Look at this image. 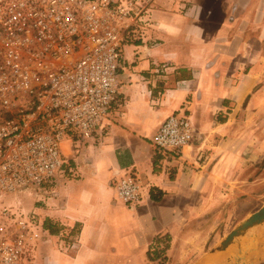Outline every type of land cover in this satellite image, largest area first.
Returning a JSON list of instances; mask_svg holds the SVG:
<instances>
[{
  "label": "crops",
  "instance_id": "0c3cea01",
  "mask_svg": "<svg viewBox=\"0 0 264 264\" xmlns=\"http://www.w3.org/2000/svg\"><path fill=\"white\" fill-rule=\"evenodd\" d=\"M157 1L160 26L168 15L178 30L152 18L143 37L123 43L119 100L100 137L66 142L65 174L30 195L34 264H158L159 249L168 264H226L233 248L212 250L264 205V0H222L225 21L209 44L193 23L207 0ZM179 34L191 44L184 54ZM173 114L195 130L180 159L154 145ZM130 171L146 184L132 207L114 188Z\"/></svg>",
  "mask_w": 264,
  "mask_h": 264
},
{
  "label": "built area",
  "instance_id": "2783aa9c",
  "mask_svg": "<svg viewBox=\"0 0 264 264\" xmlns=\"http://www.w3.org/2000/svg\"><path fill=\"white\" fill-rule=\"evenodd\" d=\"M154 2L0 0V264H34L36 214L7 202L46 191L65 174L66 142L100 137L119 100L123 43L145 35ZM194 139L190 116L173 114L154 145L180 159ZM114 188L120 202L136 206L146 184L130 171Z\"/></svg>",
  "mask_w": 264,
  "mask_h": 264
},
{
  "label": "rangeland",
  "instance_id": "374dc122",
  "mask_svg": "<svg viewBox=\"0 0 264 264\" xmlns=\"http://www.w3.org/2000/svg\"><path fill=\"white\" fill-rule=\"evenodd\" d=\"M222 0H207L206 1V5L202 8L199 7V11L200 14L197 16V19L193 22L195 24L194 27H196V30H204L203 32V36L207 37V41L206 44L212 43V38L210 37L212 30H219L220 25H221V21H225L222 17H221V10H220V3ZM160 6V1L154 2V4L152 5L151 8V13H150V19H151V23H152V18H155L156 22L155 25L157 27H161L162 30H178V27L173 23L172 19L170 16H167L166 22L165 24L162 25V21H161V9L159 8ZM167 6V5H166ZM172 9V4H169V8L168 10ZM159 12V13H158ZM171 14V13H168ZM166 18V17H165ZM192 24V25H194ZM188 24V28H186V30H189L190 27L192 26ZM182 27V26H180ZM177 40L179 42H181V44L183 45L182 47V51L181 53L184 52V50L188 49L190 47V42L189 41H185V39L188 38V36L185 34H179L177 36ZM179 38L183 41H180ZM193 44H199L198 42H193ZM184 54V53H183ZM35 196V195H34ZM33 197L28 195V194H19L13 197V202H7V204H16L18 205L20 208H22V210L25 213H29V206H32L33 204ZM3 203L0 201V205H2ZM35 204V202H34ZM129 207V205H126ZM132 207V206H130ZM164 264H168V260L165 259V261H163ZM257 264H264V259L262 261H260Z\"/></svg>",
  "mask_w": 264,
  "mask_h": 264
},
{
  "label": "water",
  "instance_id": "95a60500",
  "mask_svg": "<svg viewBox=\"0 0 264 264\" xmlns=\"http://www.w3.org/2000/svg\"><path fill=\"white\" fill-rule=\"evenodd\" d=\"M261 228H264V205L238 224L212 253L227 252L233 248L226 264H257L263 255L258 251L260 243L256 240ZM244 239L247 241L244 242Z\"/></svg>",
  "mask_w": 264,
  "mask_h": 264
},
{
  "label": "trees",
  "instance_id": "16d2710c",
  "mask_svg": "<svg viewBox=\"0 0 264 264\" xmlns=\"http://www.w3.org/2000/svg\"><path fill=\"white\" fill-rule=\"evenodd\" d=\"M157 239H158V241L160 240L159 237H158ZM163 253H164L163 250H160V249H159L158 251H156L154 258H152L153 261H154L155 259L161 257V256L163 255Z\"/></svg>",
  "mask_w": 264,
  "mask_h": 264
}]
</instances>
